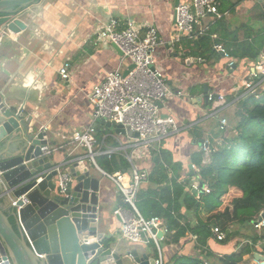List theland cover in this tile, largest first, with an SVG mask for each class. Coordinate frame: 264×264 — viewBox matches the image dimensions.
Wrapping results in <instances>:
<instances>
[{"label": "crops", "instance_id": "crops-1", "mask_svg": "<svg viewBox=\"0 0 264 264\" xmlns=\"http://www.w3.org/2000/svg\"><path fill=\"white\" fill-rule=\"evenodd\" d=\"M175 6L176 0H39L20 15L28 24L27 30L18 34L1 32V89L10 95L13 102L25 105L28 114L34 113L37 125L47 131L49 147L56 149L51 156L54 165H70L72 161L86 157L87 149L71 143L69 138L75 131L96 123L95 107L89 100V93L109 71L117 68L125 71L129 66L128 62L122 61V55L114 44L99 41L97 33L112 19L121 26L132 19L141 25H156L160 37L165 41V45L156 48L154 56L174 91L163 103L162 113L174 117L175 124L173 132L160 143L159 149L170 151L173 161L182 164L180 182H186L189 177H192L191 184L198 182L195 175L197 166L192 160L194 153L203 150L198 137L201 135L202 139L217 147L223 143L222 134L224 137L231 135L238 122L235 120L238 102L253 62L235 60V66L231 68L230 58L222 54L218 60L205 61L189 55L183 44L172 46L170 40L176 33ZM226 17L247 25H250L248 22H255L252 26L262 23L264 0H245L235 13H228ZM228 22L232 28L237 27L231 19ZM240 35H243V30ZM67 61L71 64V76L69 80H64L60 68ZM205 85L210 92L224 94L225 100L208 102L205 99ZM179 90L184 94L177 95ZM222 118L228 120L224 133L220 130ZM105 135L107 147L118 146V135L120 141L131 145L130 136L120 135L114 130ZM137 151L138 165L152 171L156 160L152 147L138 148ZM209 155L205 153L204 165L210 162ZM85 163L101 181L100 205L103 212L99 220L100 231H104L109 240L116 244V250L137 249L140 253L152 252L156 258L154 244L142 245L121 238L120 218L114 213L118 207H126L121 193L87 159ZM191 171L194 174L190 176ZM150 185L149 182L145 183L143 188L147 189ZM183 212L193 223L197 222L194 213L186 211L185 207ZM230 229L225 231L227 236L231 233ZM254 232L264 233V227L257 229L254 226ZM167 235L161 244L165 263L179 252L204 258L209 264H214L218 257L238 253L245 244H250V240L243 235L227 242L217 241L212 236L207 250L210 249L214 255L208 258L202 253L204 247L197 235L192 232L188 231L179 244L172 243ZM262 245L263 242L254 248L253 254L244 256L245 264H260L256 255L264 256Z\"/></svg>", "mask_w": 264, "mask_h": 264}, {"label": "trees", "instance_id": "trees-1", "mask_svg": "<svg viewBox=\"0 0 264 264\" xmlns=\"http://www.w3.org/2000/svg\"><path fill=\"white\" fill-rule=\"evenodd\" d=\"M220 1L221 12L233 14L245 0ZM242 30L243 35H240ZM178 44H183L189 55L205 61L220 59L222 53L215 46L222 45L229 58L237 61L246 59L254 63L263 56L264 27L241 24L232 28L225 15L211 23L207 32L198 39H186ZM262 86L264 81L260 83ZM238 116L239 121L231 135L224 137L222 134L221 145L213 147L209 143L212 150L208 164H203L204 150L192 156L197 166L195 175L200 187L207 185L210 192L201 190L197 195L189 187L192 177L180 182L182 164L174 162L170 151L159 149V144L154 143L152 153L156 160L149 180L152 185L147 189L142 188L137 199V207L143 216H160L165 220L170 229L167 237L171 238L172 243L179 244L188 231L197 235L204 247L202 253L205 257L214 255L210 249L207 250L214 226L224 231L231 226V233L221 242L240 235L250 240V244L245 245L240 252L224 254L214 264H245L244 256L253 254L254 248L264 242V233L256 234L250 229L264 211V89L259 88L257 93L241 97ZM220 130L222 133L226 131L221 129V124ZM108 132V127L103 125L96 131L98 140L101 141ZM198 138L201 144L206 141L201 135ZM97 163L111 173L127 172L130 168L128 160L120 154L98 156ZM184 207L186 211L194 213L196 223L183 212ZM249 229V234L242 232ZM165 264H206V260L177 252Z\"/></svg>", "mask_w": 264, "mask_h": 264}, {"label": "built area", "instance_id": "built-area-1", "mask_svg": "<svg viewBox=\"0 0 264 264\" xmlns=\"http://www.w3.org/2000/svg\"><path fill=\"white\" fill-rule=\"evenodd\" d=\"M220 0H179L174 8V25L176 33L170 44L175 46L183 40H195L204 35L210 24L222 19L226 13L220 10ZM217 35H214L216 37ZM99 41L113 43L122 51V61L134 64L135 67L125 76L121 68L109 71L106 77L94 85L89 93V100L95 107V118L105 119L106 122H113L122 125L123 129L129 127L138 137H130L131 145L124 144L117 137L118 146L107 147L105 135L101 141L96 136V127L90 126L84 130H77L70 136V142L76 146L85 147L88 151L85 158L94 165L102 175L113 182L119 189L125 206L118 207L114 213L120 218V236L122 239L142 244H154L157 251L155 264H165L161 244L170 233L165 220L160 216H143L138 207L137 199L140 190L150 180L151 171L138 165V148L150 149L154 143H160L167 139L173 132L175 118L162 113L163 103L173 90L169 84L168 77L160 65L156 62L154 51L157 47L165 45L160 37L159 30L154 24L141 25L129 19L122 26L112 19L103 29L97 33ZM215 49L228 57L222 45H216ZM229 58V57H228ZM235 60L230 58L229 67L235 66ZM70 62H65L60 68L62 79H70ZM264 54L259 60L253 63L246 80L242 96L255 93L260 83L264 81ZM260 80L258 81L257 79ZM179 90L177 95H183ZM208 102L216 100L224 101L225 95L215 92H208ZM205 95V96H206ZM162 104V106L159 105ZM228 120L222 118L221 129L226 130ZM120 135H126L119 133ZM132 148L131 150L128 148ZM203 150L210 154L211 148L208 142L202 144ZM56 149L49 146L43 149L45 155H52ZM120 154L124 156L129 164V173L124 171L107 172L97 163V157L101 155L111 156ZM210 156V155H209ZM195 169H197L195 167ZM55 183L60 193H70L74 183V177L69 165H57ZM50 171V170H49ZM46 175V174H45ZM43 176L37 179L41 182ZM191 189L196 191L210 192L207 185L200 187L199 182L192 183ZM264 211L254 222L257 229L264 227ZM161 233V235H159ZM212 236L217 241L226 239V232L219 226L212 228ZM264 246V242H263ZM0 264H5L4 257L0 254ZM206 264H208L206 262Z\"/></svg>", "mask_w": 264, "mask_h": 264}, {"label": "water", "instance_id": "water-1", "mask_svg": "<svg viewBox=\"0 0 264 264\" xmlns=\"http://www.w3.org/2000/svg\"><path fill=\"white\" fill-rule=\"evenodd\" d=\"M38 1L0 0V34L27 30L28 24L20 15ZM134 67L129 65L124 75ZM1 88L0 254L4 259L13 264H155L152 252L116 250V244L100 231L101 181L85 161L69 165L75 179L70 193L58 191L56 165L52 155L43 151L49 146L47 131L37 125L34 113L28 114L25 105L13 102ZM103 125L116 133L139 136L129 127L123 129L101 118L94 126L99 130ZM41 176L44 179L38 182ZM256 260L264 264L263 255L257 254Z\"/></svg>", "mask_w": 264, "mask_h": 264}, {"label": "rangeland", "instance_id": "rangeland-1", "mask_svg": "<svg viewBox=\"0 0 264 264\" xmlns=\"http://www.w3.org/2000/svg\"><path fill=\"white\" fill-rule=\"evenodd\" d=\"M255 11H259V10H255ZM230 19H231V22H233L234 23V25H236V26H240L241 24H243L242 22H240V20H238L237 22H235L234 20H233V18H229L228 19V21H230ZM250 25L252 24H254L255 22H253V23H250V22H248ZM254 27H256V28H261V27H264V21L262 22V23H259V24H255V26ZM260 89L262 88V89H264V86H262V87H259ZM259 91V89L255 92V93H257ZM254 93V92H253ZM235 120L236 121H239V116H238V112H236V115H235ZM108 130L110 131V132H113V128H108ZM229 228H231V226L229 227ZM253 232H254V225H251V228H250ZM250 229L249 230H245V232H247V234H249L250 232ZM255 233V232H254ZM244 239H246V237H243ZM249 240V239H248ZM246 245V244H245ZM247 256V255H246ZM249 256V255H248ZM250 257H251V255H250Z\"/></svg>", "mask_w": 264, "mask_h": 264}, {"label": "flooded vegetation", "instance_id": "flooded-vegetation-1", "mask_svg": "<svg viewBox=\"0 0 264 264\" xmlns=\"http://www.w3.org/2000/svg\"><path fill=\"white\" fill-rule=\"evenodd\" d=\"M8 260H9V261H8ZM8 260H7V259H4L5 264H13L12 261H11L10 259H8Z\"/></svg>", "mask_w": 264, "mask_h": 264}]
</instances>
